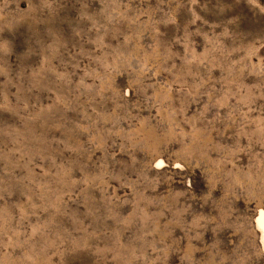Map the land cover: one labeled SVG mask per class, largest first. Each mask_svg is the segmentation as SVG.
Here are the masks:
<instances>
[{
	"label": "rangeland",
	"instance_id": "obj_1",
	"mask_svg": "<svg viewBox=\"0 0 264 264\" xmlns=\"http://www.w3.org/2000/svg\"><path fill=\"white\" fill-rule=\"evenodd\" d=\"M260 209L264 0H0V264H264Z\"/></svg>",
	"mask_w": 264,
	"mask_h": 264
},
{
	"label": "bare ground",
	"instance_id": "obj_2",
	"mask_svg": "<svg viewBox=\"0 0 264 264\" xmlns=\"http://www.w3.org/2000/svg\"><path fill=\"white\" fill-rule=\"evenodd\" d=\"M161 163L162 162L159 161L158 165L161 166ZM163 163H164V161H163ZM255 224H256L257 230L260 233L261 245H262V248L264 250V209H260V211L258 213V216H257V218L255 220Z\"/></svg>",
	"mask_w": 264,
	"mask_h": 264
}]
</instances>
